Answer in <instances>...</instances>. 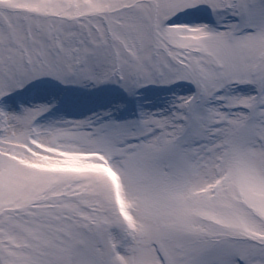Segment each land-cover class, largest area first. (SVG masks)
<instances>
[{
  "label": "snow or ice",
  "instance_id": "snow-or-ice-1",
  "mask_svg": "<svg viewBox=\"0 0 264 264\" xmlns=\"http://www.w3.org/2000/svg\"><path fill=\"white\" fill-rule=\"evenodd\" d=\"M0 264H264V0H0Z\"/></svg>",
  "mask_w": 264,
  "mask_h": 264
}]
</instances>
